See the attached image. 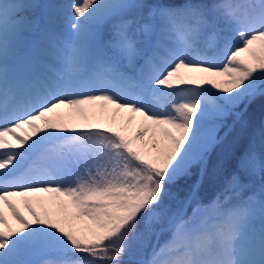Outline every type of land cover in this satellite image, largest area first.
Listing matches in <instances>:
<instances>
[{
  "label": "snow or ice",
  "instance_id": "6c2138e0",
  "mask_svg": "<svg viewBox=\"0 0 264 264\" xmlns=\"http://www.w3.org/2000/svg\"><path fill=\"white\" fill-rule=\"evenodd\" d=\"M30 33L45 63L21 73ZM258 99L264 0H0V264L48 252L64 257L48 264H122L152 236L140 264H264V199L211 220L199 204L183 214ZM182 180L183 199L173 193Z\"/></svg>",
  "mask_w": 264,
  "mask_h": 264
},
{
  "label": "rangeland",
  "instance_id": "374dc122",
  "mask_svg": "<svg viewBox=\"0 0 264 264\" xmlns=\"http://www.w3.org/2000/svg\"><path fill=\"white\" fill-rule=\"evenodd\" d=\"M41 4H55V3H65L67 0H39ZM221 2H228V0H221ZM105 38L108 36L107 30L104 33ZM173 40H177L178 37L173 35ZM109 55H114L113 53L109 52ZM46 53L44 51L41 38L38 33H30L23 37L19 50H18V57L16 60V68L21 73H27L30 71H36L41 68V66L45 63ZM26 70V71H24ZM24 71V72H23ZM113 84L117 87H129L125 84H123L119 80H113ZM129 90H132L129 87ZM136 127L135 124L131 126V129H134ZM247 127L242 128L239 124L235 125L231 133L228 135V137L225 139V141L218 146V150L221 151V159H219V163L221 165V169L219 174L216 176L217 181H221L223 176H228V174L233 175V168L231 167V164H226L228 161V158L233 153V150L236 148L239 141L244 137L247 136L249 138V141L247 143V149L243 153L242 157L249 156L250 159L248 160L247 168L244 170H241L243 172V177H245V187L248 188L254 195L252 198V201L250 203L251 206L257 207L258 209V203L260 200L264 199V175H263V166L261 162V157L259 156V141H260V132L258 130H253L251 133L247 132ZM221 135H223V131L221 132ZM241 157V158H242ZM237 168H239V163ZM228 181V180H227ZM243 183V184H244ZM243 184H233L232 189L238 190L240 189ZM42 197L47 199L48 194H40ZM13 202L17 204V206L20 208V211L27 216L29 219H31L30 214L24 207V199L20 197H13ZM173 210H176L178 208V204L176 206H171ZM186 206L183 209V212L185 210ZM233 207L227 208L224 210H220L217 208V206L212 208H206L201 210V215L211 219H214L217 217L220 213H227L230 211ZM197 210V208H196ZM195 210V211H196ZM4 211V209H3ZM37 211H40V209L37 207ZM5 213V212H4ZM9 219H11L10 210H8L7 214H5ZM14 223V222H13ZM254 229L258 232L260 228V219L259 215L257 214V217L255 221L253 222ZM166 235L163 236L165 238ZM156 243V237L152 236L150 237L149 241L146 243L135 245L131 252L124 257L121 258L122 264H140V261L146 260L150 257V254L152 252V247ZM26 259H36L39 261V264H48L49 261H58L60 259H63L64 257L60 253L56 252H48L41 254L38 257H25Z\"/></svg>",
  "mask_w": 264,
  "mask_h": 264
},
{
  "label": "trees",
  "instance_id": "16d2710c",
  "mask_svg": "<svg viewBox=\"0 0 264 264\" xmlns=\"http://www.w3.org/2000/svg\"><path fill=\"white\" fill-rule=\"evenodd\" d=\"M153 2V0H150ZM160 3L165 4H182L184 0H158ZM203 2L207 3H218L221 0H203ZM248 119L249 124L247 126L248 131H252L255 128L260 129L261 131V141L259 143V151L263 156L262 165L264 166V99H258L254 104L251 105L248 111ZM231 123V121H229ZM247 140L243 138L240 145L237 146L235 152L232 154L231 158L226 162V164H231L233 168V174L239 176V184H243L245 181V177H243V173L241 169L237 168L238 160L243 151L246 149ZM218 147L215 150L213 155V162L219 161V153ZM232 175L228 174V176H223L221 181H217L216 176H212L208 179H205L199 189V194L196 197V201L192 202L185 213V218H190L193 216L194 207L199 204L201 208L211 207L217 202L219 208L224 209L228 207H236L238 205L244 203L251 202V195L248 194L244 190V187H241L239 190L232 189V186H229L228 181L231 180ZM195 179V177H193ZM228 180V181H227ZM191 184V180L189 181H180L173 188V193L178 194L181 199L187 196L188 194V186ZM217 198H219L217 200ZM172 205L177 204L176 200L171 202ZM165 235V234H164ZM162 235V236H164ZM163 241V239H162Z\"/></svg>",
  "mask_w": 264,
  "mask_h": 264
},
{
  "label": "bare ground",
  "instance_id": "6f19581e",
  "mask_svg": "<svg viewBox=\"0 0 264 264\" xmlns=\"http://www.w3.org/2000/svg\"><path fill=\"white\" fill-rule=\"evenodd\" d=\"M24 71H26V70H24ZM4 212H5V214H7V212H8V209L6 207L4 208Z\"/></svg>",
  "mask_w": 264,
  "mask_h": 264
}]
</instances>
